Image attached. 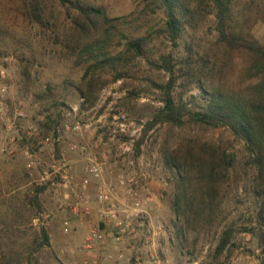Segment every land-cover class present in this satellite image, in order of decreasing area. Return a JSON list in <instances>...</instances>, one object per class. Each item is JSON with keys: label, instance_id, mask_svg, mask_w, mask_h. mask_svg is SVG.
<instances>
[{"label": "rangeland", "instance_id": "obj_1", "mask_svg": "<svg viewBox=\"0 0 264 264\" xmlns=\"http://www.w3.org/2000/svg\"><path fill=\"white\" fill-rule=\"evenodd\" d=\"M182 1L189 11L172 39L150 0H0V264H264L263 186L245 143L226 126H150L170 78L162 57L185 118L206 111L212 80L251 95L264 0H230L238 38L228 48L217 43L214 4ZM89 7L125 20L122 35L75 30ZM135 36L145 37L140 54L127 48ZM94 41L109 65L90 67L83 48ZM201 142L224 152L217 207L212 224L180 236L166 157ZM126 223L132 233L114 241Z\"/></svg>", "mask_w": 264, "mask_h": 264}, {"label": "trees", "instance_id": "obj_2", "mask_svg": "<svg viewBox=\"0 0 264 264\" xmlns=\"http://www.w3.org/2000/svg\"><path fill=\"white\" fill-rule=\"evenodd\" d=\"M149 1V0H148ZM216 10V31L218 33L217 43L228 48L237 41L238 34L235 27L230 26L232 3L230 0H210ZM157 8H161L166 14V26L172 39L177 35L179 17L189 11L182 0H150ZM82 23L74 24L75 30L84 34L103 31L108 33L115 31L117 36L122 35L120 26L126 24L120 18H108L100 9L85 8ZM41 16H36V21H41ZM145 37L135 36L127 42V48L141 52L145 44ZM83 48L87 60L93 61L94 65L107 66L111 58L104 51L100 41L86 44ZM254 65L259 72L258 78L253 82L252 92L249 96H241L229 88H225L210 81L208 103L204 112H189L183 116L177 107L171 93V86L174 83L173 66L170 56L162 57L161 69L170 75L169 80L161 89L162 107L154 114L150 126L158 123H168L175 126H182L187 121L212 128L226 126L233 135L241 139L250 151V162L255 168L256 179L260 180L263 186L262 196L264 198V49L259 47L254 53ZM153 64V63H152ZM156 65V64H154ZM192 68L191 65H189ZM202 89H205L202 87ZM224 153V152H223ZM223 153L218 147L205 142L194 143L183 153L184 156L172 159L166 157L167 165L173 167L177 172L176 193L172 202V211L175 217L176 232L182 236L184 232L193 231L197 225L212 224V217L216 211V170L222 163ZM193 225V226H192ZM194 227V228H193ZM43 234V233H42ZM47 241L45 233L43 234ZM227 244L222 238L217 246V253L220 254Z\"/></svg>", "mask_w": 264, "mask_h": 264}, {"label": "built area", "instance_id": "obj_3", "mask_svg": "<svg viewBox=\"0 0 264 264\" xmlns=\"http://www.w3.org/2000/svg\"><path fill=\"white\" fill-rule=\"evenodd\" d=\"M90 172L92 173H96L97 172V168L96 167H93L90 169ZM107 195L104 194V195H99L98 199H99V202H103V200L105 201L107 199ZM110 212V210H107L105 212H103V215L105 214H108ZM129 223H126L125 225H120V224H117L116 225V230L115 232L111 235V237L114 239V241L116 242H120L122 240V238L124 236H126L127 234H131L132 233V230H129ZM91 239H95V240H102L103 236L98 232V231H92L91 232ZM91 239H88L87 241H90Z\"/></svg>", "mask_w": 264, "mask_h": 264}]
</instances>
